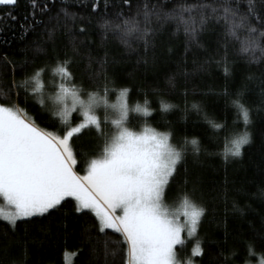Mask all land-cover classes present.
Here are the masks:
<instances>
[{"label":"trees","instance_id":"obj_1","mask_svg":"<svg viewBox=\"0 0 264 264\" xmlns=\"http://www.w3.org/2000/svg\"><path fill=\"white\" fill-rule=\"evenodd\" d=\"M143 3L144 0H132V13ZM171 5L172 0H169L165 11H170ZM241 7L246 9L247 5ZM9 11L15 20L10 18ZM117 12L128 13V6L122 0H18L14 8L0 7V103L14 105L43 130L60 134L64 125L56 115L57 105L50 101L51 97L59 92L62 82L83 88L86 93L96 92L95 85H101L102 95V76L95 80V85L90 76L101 72V62L107 59V74L117 82L107 103L117 102L119 92L127 88L132 108L144 106L147 99V107L152 111L147 118L131 113L130 130L143 133L145 128H151L159 133H170V143L174 146L182 145L184 137L189 141L188 151L169 191L168 207L171 212L180 209L181 199L177 193L187 176L190 181H198L201 191L196 193V199L202 201L207 211L198 237L187 239L183 235L186 245L177 246L178 259L184 264L198 239L204 249L202 257L193 258L198 264H225V257H228L227 264H261L264 260V62L250 63L251 55L241 53L240 43L233 40L227 49L231 76L226 78L222 65L215 63L225 55L222 21H209L198 37L202 47H197L189 45L182 26L177 31L176 23L167 21L161 28L162 22L153 18L152 27L157 31L151 38L154 48L149 49L145 64L141 40L131 39L136 49L133 51L121 42L118 33L105 34L101 27L105 19L114 21ZM34 19L41 23L32 26ZM81 27L85 28L84 33L80 32ZM49 32L54 33L51 38ZM244 38L241 34V39ZM186 46L189 50L185 63ZM209 56L214 57V62L206 71H199V65ZM66 58L72 60L70 67L75 73L70 82L62 80L56 71L57 59ZM13 66L17 84H24L27 79L19 98L16 90L9 93ZM21 66L27 69V77ZM36 71H40L39 76L35 75ZM173 77L176 87L169 83ZM225 84L233 95L246 85L245 101L252 108L251 141L241 149L240 157L227 162L223 153L226 146H230L229 130L233 121L237 122V133L244 130V124L231 106L227 107L225 120L226 101L217 94L224 90ZM25 96L29 97L27 102ZM81 97L87 98V95ZM230 100L231 97L229 105ZM40 101H44L43 106ZM161 101L174 107L162 112ZM193 104H197L200 111L193 109ZM205 115L217 124L226 123L228 128L213 129L205 121ZM72 116L75 118L72 126H77L81 116L77 112ZM99 118L104 120L101 114ZM105 120L106 131H114L109 119ZM192 139L198 141L201 149L198 153L192 150ZM102 143L94 128L73 137L70 144L77 158V174L83 175L91 160L99 158ZM191 187L189 183V190ZM74 204L69 199L63 209L52 216L17 221L15 230L0 219V264L14 261L22 264H125L126 256L120 251L125 247L122 237L111 230L99 233L93 227L95 217L91 213H76ZM106 243L109 251L117 250L118 254L106 255Z\"/></svg>","mask_w":264,"mask_h":264},{"label":"snow or ice","instance_id":"obj_2","mask_svg":"<svg viewBox=\"0 0 264 264\" xmlns=\"http://www.w3.org/2000/svg\"><path fill=\"white\" fill-rule=\"evenodd\" d=\"M122 2L128 6V13L117 12L114 21L105 19L101 27L105 34L108 31L118 33L121 42L133 51L136 49L133 48L131 39L141 40L145 64L148 63L149 49L154 48L151 38L157 31L152 27L153 18L162 22L161 28L163 22L167 21H174L177 31L182 26L189 45L195 44L197 47H202L198 37L205 31L209 21H222L225 26V55L222 59L215 60V63L222 65L226 78L231 76L227 49L233 40L240 43L241 53L251 55L250 63L264 62V0H172L170 11H165L169 7V0H157L156 3L144 0L142 6L138 4L135 13L131 11L132 0ZM17 3L18 0H0V7L8 10ZM242 4H246L247 8L242 9ZM95 10L93 7V11ZM8 15L12 20L16 19L10 11ZM64 15L67 17L68 13L65 11ZM40 23L41 21L34 19L32 26ZM80 32L84 33L85 28L81 27ZM53 34L49 32V37ZM241 34H244V39H241ZM188 50L186 46L185 63ZM213 62L214 57L209 56L199 65L198 70L206 71ZM56 63V71L62 80L72 81L75 77L70 67L72 60L57 59ZM106 64L107 59L101 62L102 71L90 76L94 85L95 80L102 76V95L99 92L101 85H95L96 92L86 93L76 85L68 86L64 82L60 84L59 92L54 98L56 115L64 125L60 134L43 130L34 121L28 120L14 105L5 106L0 103V197L12 209L9 213L0 212V219L7 221L15 230L17 221L52 216L62 210L64 202L70 199L75 202L76 213H91L95 217L93 227L99 233L110 229L122 237L121 243L125 247L120 251L126 256L125 264H183L178 259L177 247L186 245L182 234L186 232L189 239L198 237V229L207 211L202 201L196 199V193L201 191L198 181H190L187 176L177 193L181 199L180 209L171 212L168 207L169 191L179 173L178 166L184 161L189 141L184 137L182 145L174 146L170 143V133H159L151 128H145L141 134L130 130L131 113L147 118L152 115V111L147 107V99L144 106L136 105L132 108L127 88L119 92L120 117L113 121L115 131H106L107 121L95 113V108L101 102L107 106L108 96L116 90L117 82L107 74ZM21 71L27 77V69L21 66ZM35 75L39 76L40 71H36ZM248 79L251 80L252 77L249 76ZM173 80L174 77L169 83L176 87ZM26 84L27 79L24 84L16 83L13 66L9 93L16 90L19 98L20 89ZM24 90L27 91L26 88ZM247 90L244 85L233 95L225 84L224 90L217 93L226 101L225 120L227 107L231 106L242 117L244 124V130L237 133V122L233 121V127L229 130L232 136L230 146H226L223 153L226 162L230 158L240 157L241 149L251 141L249 126L252 124V108L245 101ZM85 94L87 100L81 99ZM69 98L71 108L66 103ZM24 99L27 102L29 97L25 96ZM40 103L43 106L44 101ZM78 107L82 110L80 114L83 122L79 126H72L75 120L72 113L77 112ZM172 107L174 105L161 101L162 112H167ZM192 107L200 111L197 104ZM204 119L213 129L228 128L226 123L217 124L207 115ZM91 128L97 131L103 142L102 151L99 158L92 159L88 164L86 174L79 175L75 171L77 158L70 141L85 129ZM190 144L194 152L201 150L196 139H192ZM189 183L192 185L190 190ZM233 207L235 208V204ZM87 235L90 241V233ZM105 250L106 255L118 254L117 250L109 251L107 243ZM248 251L251 255V245L248 246ZM203 255L202 242L197 239L187 264H198L193 258ZM224 259L227 264L228 257ZM13 264L22 262L14 261ZM261 264H264V260Z\"/></svg>","mask_w":264,"mask_h":264},{"label":"rangeland","instance_id":"obj_3","mask_svg":"<svg viewBox=\"0 0 264 264\" xmlns=\"http://www.w3.org/2000/svg\"><path fill=\"white\" fill-rule=\"evenodd\" d=\"M57 95V94H56ZM55 95V96H56ZM55 96L51 97L50 101L54 103V98ZM81 99H84V100H87V98H82ZM118 101L115 102V103H107V106H105V104L103 102H101L96 108H95V113L97 114V116L99 117V115H103V119L105 120L106 118L109 119V122H111L110 126L112 129H114L115 131V127L113 125V121L114 120H117L119 119L120 117V105H121V100L120 98L117 99ZM67 105L69 108H71V99L69 98L68 101H66ZM56 105V104H55ZM81 109L78 107L77 108V113L81 116V122H83V116L80 114L81 113ZM79 126V124L77 125ZM136 134H141V133H136ZM87 172V169L85 170L84 174L85 175ZM12 209L10 208V206L7 205V203L5 201H3V198L0 197V212H3V213H9L11 212ZM107 230H110V229H107ZM112 231V230H111ZM185 236V238L189 239L187 237V233H183L182 236ZM188 261V260H187ZM187 261L184 263V264H187Z\"/></svg>","mask_w":264,"mask_h":264}]
</instances>
